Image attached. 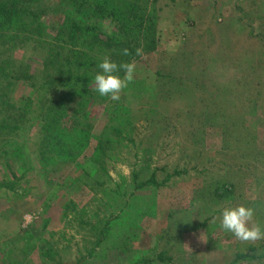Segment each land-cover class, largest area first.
I'll list each match as a JSON object with an SVG mask.
<instances>
[{
	"label": "rangeland",
	"instance_id": "obj_1",
	"mask_svg": "<svg viewBox=\"0 0 264 264\" xmlns=\"http://www.w3.org/2000/svg\"><path fill=\"white\" fill-rule=\"evenodd\" d=\"M72 1L0 0L32 21L0 24V264H264V240L220 226L244 204L264 227V0H117L159 16L154 37L129 36L131 59L89 34L74 43L68 19L118 26ZM105 56L136 64L118 100L127 94L129 119L112 122L97 68L91 132L107 131L110 147L97 162L95 141L48 153L58 139L37 107L56 97L52 80Z\"/></svg>",
	"mask_w": 264,
	"mask_h": 264
},
{
	"label": "trees",
	"instance_id": "obj_2",
	"mask_svg": "<svg viewBox=\"0 0 264 264\" xmlns=\"http://www.w3.org/2000/svg\"><path fill=\"white\" fill-rule=\"evenodd\" d=\"M73 4L83 9L85 8L84 5L88 6L85 9H90L94 16L110 20L118 26L117 34L112 35L103 32L97 26H84L81 24L82 21L68 19L67 24L71 31L70 38L74 43H77L80 38H88L86 34H89L92 35V39L96 43H102V45L106 46L104 47L105 49L113 52L114 55L121 56L122 49L128 48L130 50L131 44L129 36L135 34L134 31H139V34L142 33V37L144 38L146 35L150 37V34L154 37L158 30L156 28L159 25V16L154 12L144 15L138 14L137 9L133 8V6H128L127 8V6L120 5L121 2L119 4L117 0H73ZM123 8H127L128 10L120 11ZM18 10L15 4L7 8L4 3H0V24L9 23L17 29L25 28L32 21L27 16L23 17V13ZM153 43H155V40H153ZM146 45L149 46V43L147 42ZM130 51L131 53L133 52V50ZM131 56L130 54L127 59H131ZM97 68L93 62L78 60L68 69V77L66 79H60L57 84H55L56 79L52 80L51 86L55 89L54 92H57L56 97L50 98L46 94V101L40 102V105L37 107L38 113L41 112L42 118H44V130L48 133L46 137H51V142L55 138L58 139L56 145L48 149V153L53 152L57 149L56 147H64L66 143H71V152L73 150L84 151L85 148L90 147L93 141H95L93 155L89 159L97 162L105 154L106 149L110 147L112 136L110 137L107 131L98 135L91 132L93 128L91 120L92 109L90 105L92 95L89 83L93 79V73ZM7 75H10L9 72ZM124 102L125 105H122L116 101L108 107L111 111L112 122L122 121L124 118L129 119L130 110L127 105L129 102L127 94L125 95ZM70 122L80 127L81 134L77 136L78 138L75 137L74 133L71 137L65 131L67 128L66 124ZM14 128L19 130L21 127L17 125ZM113 130L119 129L114 126ZM61 150L58 149L59 153ZM48 153L43 148L42 152L40 151L42 157ZM44 163L46 166L50 164L47 160H44ZM5 185L6 183H0V188L7 189L6 187H9H4ZM2 264H11V261L4 259Z\"/></svg>",
	"mask_w": 264,
	"mask_h": 264
},
{
	"label": "clouds",
	"instance_id": "obj_3",
	"mask_svg": "<svg viewBox=\"0 0 264 264\" xmlns=\"http://www.w3.org/2000/svg\"><path fill=\"white\" fill-rule=\"evenodd\" d=\"M142 48L136 49L137 55H142ZM122 55H130L128 48L121 50ZM101 70L94 77L95 90L101 97L108 96L114 101L121 98V93L133 82L136 71L135 62L113 61L105 56L97 65ZM123 72V76L119 73ZM255 209L244 204L224 208L221 213V228L231 233L242 244H255L264 240V227L254 220Z\"/></svg>",
	"mask_w": 264,
	"mask_h": 264
}]
</instances>
